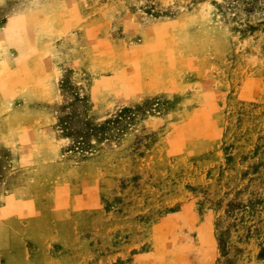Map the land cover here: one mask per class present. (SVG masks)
<instances>
[{
    "label": "rangeland",
    "instance_id": "rangeland-1",
    "mask_svg": "<svg viewBox=\"0 0 264 264\" xmlns=\"http://www.w3.org/2000/svg\"><path fill=\"white\" fill-rule=\"evenodd\" d=\"M246 1L0 0V185L40 220L24 264H264Z\"/></svg>",
    "mask_w": 264,
    "mask_h": 264
},
{
    "label": "crops",
    "instance_id": "crops-1",
    "mask_svg": "<svg viewBox=\"0 0 264 264\" xmlns=\"http://www.w3.org/2000/svg\"><path fill=\"white\" fill-rule=\"evenodd\" d=\"M26 202L27 199H25L24 196L18 197L16 195V190H6V188L4 189L3 186L0 185V241L2 242V238L6 231L8 237L16 238L13 245L10 244L11 242H7V238H5L6 242L4 241L2 242L3 244H0L2 245L0 246V264H5L6 262L10 264V262H12L14 258L17 259L19 255H21L20 261L22 260V263L26 261L24 253L25 241L22 236L24 231H26L32 223L35 224L40 221L36 212H33V217L30 209L26 208ZM14 203L17 204V208L12 207ZM3 256L7 257L6 262H2Z\"/></svg>",
    "mask_w": 264,
    "mask_h": 264
},
{
    "label": "trees",
    "instance_id": "trees-1",
    "mask_svg": "<svg viewBox=\"0 0 264 264\" xmlns=\"http://www.w3.org/2000/svg\"><path fill=\"white\" fill-rule=\"evenodd\" d=\"M254 2H256V0H249V1H246V8H245V10L246 11H248V12H250V11H252V10H254V5H253V3ZM230 3V2H229ZM253 12V11H252ZM262 254H264V250H262V252L260 253V256L262 255Z\"/></svg>",
    "mask_w": 264,
    "mask_h": 264
}]
</instances>
